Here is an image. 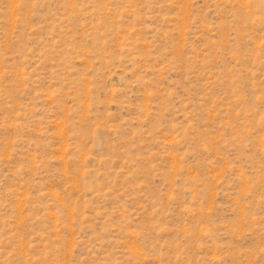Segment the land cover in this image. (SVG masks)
Wrapping results in <instances>:
<instances>
[{
    "label": "rangeland",
    "instance_id": "1",
    "mask_svg": "<svg viewBox=\"0 0 264 264\" xmlns=\"http://www.w3.org/2000/svg\"><path fill=\"white\" fill-rule=\"evenodd\" d=\"M0 264H264V0H0Z\"/></svg>",
    "mask_w": 264,
    "mask_h": 264
}]
</instances>
